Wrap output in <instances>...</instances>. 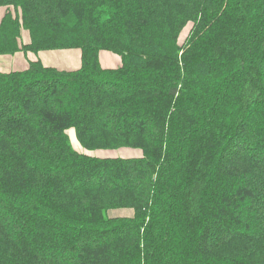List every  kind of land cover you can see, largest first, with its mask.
Returning <instances> with one entry per match:
<instances>
[{
    "label": "trees",
    "instance_id": "trees-1",
    "mask_svg": "<svg viewBox=\"0 0 264 264\" xmlns=\"http://www.w3.org/2000/svg\"><path fill=\"white\" fill-rule=\"evenodd\" d=\"M0 9V264H264V0Z\"/></svg>",
    "mask_w": 264,
    "mask_h": 264
},
{
    "label": "crops",
    "instance_id": "crops-1",
    "mask_svg": "<svg viewBox=\"0 0 264 264\" xmlns=\"http://www.w3.org/2000/svg\"><path fill=\"white\" fill-rule=\"evenodd\" d=\"M5 10L0 9V21ZM25 43L29 42V37L24 35ZM14 58V61H13ZM0 57V66L5 70H23L27 68L30 60L39 59L45 67L55 68L59 71H77L82 66L81 50H56L44 51L35 55H24L19 53L14 57ZM14 62V63H13ZM100 62L104 69L115 70L122 66V60L119 56L109 52H103L100 55Z\"/></svg>",
    "mask_w": 264,
    "mask_h": 264
},
{
    "label": "rangeland",
    "instance_id": "rangeland-1",
    "mask_svg": "<svg viewBox=\"0 0 264 264\" xmlns=\"http://www.w3.org/2000/svg\"><path fill=\"white\" fill-rule=\"evenodd\" d=\"M190 30H191V28L187 29L184 32V34L182 36V40L183 41H184V39H186V36L190 32ZM13 61H14V58H13ZM0 66H2V65H0ZM70 136H71V140H72L73 146L79 149L80 148V145L78 143V140L76 139V136H75L74 131H71ZM104 155H109V153H101V154H98V156H104ZM112 156L113 157H124V158L137 157L138 156V153H136L135 150H117L116 152L112 153ZM115 212H119V213H115ZM128 213L131 214V211H114V213H111V215H114V216H117V214L129 215Z\"/></svg>",
    "mask_w": 264,
    "mask_h": 264
}]
</instances>
